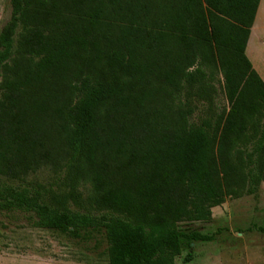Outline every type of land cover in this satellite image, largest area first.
I'll return each instance as SVG.
<instances>
[{
	"label": "trees",
	"instance_id": "trees-1",
	"mask_svg": "<svg viewBox=\"0 0 264 264\" xmlns=\"http://www.w3.org/2000/svg\"><path fill=\"white\" fill-rule=\"evenodd\" d=\"M7 2L0 211L73 238L101 228L107 264L212 241L180 225L264 182V84L244 53L259 0ZM44 170L52 195L25 184Z\"/></svg>",
	"mask_w": 264,
	"mask_h": 264
},
{
	"label": "rangeland",
	"instance_id": "rangeland-1",
	"mask_svg": "<svg viewBox=\"0 0 264 264\" xmlns=\"http://www.w3.org/2000/svg\"><path fill=\"white\" fill-rule=\"evenodd\" d=\"M8 16V2L0 0V28ZM251 29L249 48L264 71V0L258 4ZM249 62L254 65V61ZM210 82L214 107L226 109L218 72L211 74ZM57 178L49 170L38 171L28 175L25 184L52 195L57 187L63 188ZM210 212L209 222L180 226L211 235L212 241L191 244L174 264H264V182L255 193L226 199ZM106 250L101 228L80 229L78 238H73L58 231L33 228L22 214L0 211V264H107ZM187 253L192 259L183 263Z\"/></svg>",
	"mask_w": 264,
	"mask_h": 264
},
{
	"label": "crops",
	"instance_id": "crops-1",
	"mask_svg": "<svg viewBox=\"0 0 264 264\" xmlns=\"http://www.w3.org/2000/svg\"><path fill=\"white\" fill-rule=\"evenodd\" d=\"M259 2H260V0H259ZM255 16H256V14H255ZM254 19H255V17H254ZM251 31H252V29L250 28V34H249V37H248V40H247V43H246V47H245L244 53H245V56L248 59V61H251V63H252V61H254V65L251 66V67H253L256 70L257 75L259 76V78L261 79V81L264 84V71H263V68L260 66V64L258 63L256 58L254 57L252 49L249 48V41H250Z\"/></svg>",
	"mask_w": 264,
	"mask_h": 264
}]
</instances>
